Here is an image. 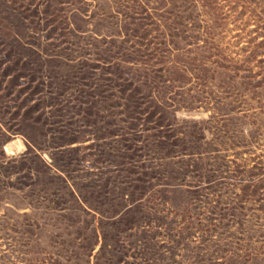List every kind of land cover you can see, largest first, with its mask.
I'll return each mask as SVG.
<instances>
[{
  "label": "rangeland",
  "instance_id": "1",
  "mask_svg": "<svg viewBox=\"0 0 264 264\" xmlns=\"http://www.w3.org/2000/svg\"><path fill=\"white\" fill-rule=\"evenodd\" d=\"M0 264H264V0H0Z\"/></svg>",
  "mask_w": 264,
  "mask_h": 264
},
{
  "label": "trees",
  "instance_id": "2",
  "mask_svg": "<svg viewBox=\"0 0 264 264\" xmlns=\"http://www.w3.org/2000/svg\"><path fill=\"white\" fill-rule=\"evenodd\" d=\"M154 50H157V47H155L154 48ZM148 61H152V60H145V61H143V63H144V65H146V66H149L147 63H148ZM142 83L143 84H141V86H145L146 85V82L145 81H142ZM145 84V85H144ZM134 90H137L136 88L134 89ZM138 90H140V89H138ZM124 99V98H123ZM125 99H129V101H134V102H136V101H138V100H135V96H134V93H130L129 94V98H125ZM165 112H167V111H165ZM172 117H173V114H174V112H173V110H172ZM127 116V115H126ZM212 117V115H210V117L209 118H211ZM129 118H131V119H138V116H136V117H133V116H127L126 117V119H125V121H127ZM167 119V118H166ZM165 119V121L164 122H161L159 119L156 121V127H158L159 129H162V128H164V127H170L171 125H172V123L171 122H167V120ZM120 121H123V119H120ZM128 122V121H127ZM130 123H132V122H130ZM115 125L117 126V128L116 129H114L113 131H111V136L112 137H124V136H126V134H128V133H130V134H135V133H137V134H140L141 132H144V131H147L148 130V128L147 129H138L136 126H126V127H121V126H119V124L118 123H116L115 122ZM133 125H135V124H133ZM182 139V138H181ZM175 145H178L177 143H175ZM183 145V144H182ZM187 148H182L181 150H179V151H175V152H165V154L162 156L163 158H166V159H173V158H175V157H180V156H183V154H185L186 152H185V150H186ZM196 150H197V158L198 159H201V157H202V153H203V151H201V150H199L198 148H196Z\"/></svg>",
  "mask_w": 264,
  "mask_h": 264
},
{
  "label": "crops",
  "instance_id": "3",
  "mask_svg": "<svg viewBox=\"0 0 264 264\" xmlns=\"http://www.w3.org/2000/svg\"><path fill=\"white\" fill-rule=\"evenodd\" d=\"M1 148H2L3 150H4V149L6 150V148H5L4 146H2ZM3 150H2V151H3Z\"/></svg>",
  "mask_w": 264,
  "mask_h": 264
}]
</instances>
